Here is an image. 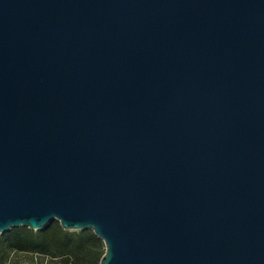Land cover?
Segmentation results:
<instances>
[{
	"label": "water",
	"instance_id": "obj_1",
	"mask_svg": "<svg viewBox=\"0 0 264 264\" xmlns=\"http://www.w3.org/2000/svg\"><path fill=\"white\" fill-rule=\"evenodd\" d=\"M54 219L264 264V0H0V235Z\"/></svg>",
	"mask_w": 264,
	"mask_h": 264
},
{
	"label": "trees",
	"instance_id": "obj_2",
	"mask_svg": "<svg viewBox=\"0 0 264 264\" xmlns=\"http://www.w3.org/2000/svg\"><path fill=\"white\" fill-rule=\"evenodd\" d=\"M105 250L93 230H65L56 219L38 231L16 227L0 235V264H100Z\"/></svg>",
	"mask_w": 264,
	"mask_h": 264
},
{
	"label": "rangeland",
	"instance_id": "obj_3",
	"mask_svg": "<svg viewBox=\"0 0 264 264\" xmlns=\"http://www.w3.org/2000/svg\"><path fill=\"white\" fill-rule=\"evenodd\" d=\"M27 264H31V263H27Z\"/></svg>",
	"mask_w": 264,
	"mask_h": 264
}]
</instances>
